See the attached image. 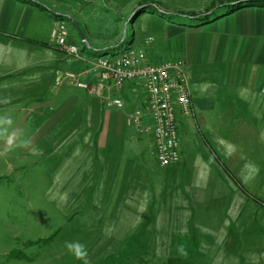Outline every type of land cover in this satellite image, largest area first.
<instances>
[{
  "label": "rangeland",
  "instance_id": "1",
  "mask_svg": "<svg viewBox=\"0 0 264 264\" xmlns=\"http://www.w3.org/2000/svg\"><path fill=\"white\" fill-rule=\"evenodd\" d=\"M24 1L42 15L29 17L23 37L9 35L27 45L23 53L0 42V264H264V171L158 167L150 137L127 125L140 107L137 86L125 84L112 95L123 103L117 110L85 90L51 87L56 64L42 60L60 51L58 71L91 76L98 59L128 46L144 49L151 60L172 59L161 45L185 49L186 38L232 15L201 22L174 20L172 13H202L214 1L232 0ZM56 25L77 56L49 46ZM72 97L76 106L67 102ZM183 119L180 148L188 164L192 153L209 162L193 121ZM177 182L190 185L187 195L175 190Z\"/></svg>",
  "mask_w": 264,
  "mask_h": 264
},
{
  "label": "crops",
  "instance_id": "2",
  "mask_svg": "<svg viewBox=\"0 0 264 264\" xmlns=\"http://www.w3.org/2000/svg\"><path fill=\"white\" fill-rule=\"evenodd\" d=\"M30 1L37 3L35 0ZM244 5L230 13L232 15L227 20L209 28L210 31H203L191 39L186 38L183 41L185 45H182L185 49L183 47L178 51L174 50L172 44L161 45L162 48H166L167 52L163 53L167 57L186 63L188 82L191 69H195L196 74H191L195 81L194 96L189 86L193 102V117L183 120L193 121L192 129L200 133L212 155L209 163L200 155L192 153V163L188 164L190 159L186 156V151L184 155L181 149V163L169 168H182L184 173L185 169L209 172L213 168L215 171L221 169L229 172L233 170L264 171V5L253 3ZM33 14L42 15L39 8L24 0H0V42L18 48L23 53V47L27 45L16 41L18 38L16 36L23 37L22 34L24 35L28 27V19ZM9 35L16 38H10ZM49 46L55 47L51 37ZM58 52L57 57L46 56L42 59L46 61L48 58V62L53 59L56 67L59 64V69L56 67L52 69L53 73L61 70L60 67H62L63 55L60 51ZM31 55L32 53L27 52L25 58L30 61ZM147 57L149 60L154 59L148 53ZM56 58H59L57 62ZM70 66L76 67L74 64ZM66 67H69L68 63L64 64V69ZM6 72L9 73L11 70ZM53 73L51 87L54 82ZM91 76L88 74L82 78L88 79ZM128 85L130 87L134 85L140 89L137 83H128ZM133 96L140 104L139 106L143 107L145 101L141 89L140 97L137 92L133 93ZM105 97L107 98L104 95L101 99H97L104 104L107 101ZM67 102L70 103L69 106H76L79 99L72 97ZM205 128L207 131L211 130L209 132L214 138V147L202 132ZM137 136L144 137L138 134ZM179 173L182 174V172ZM185 184L188 183L177 182L175 190L185 192ZM189 187L188 184L187 189ZM198 187L202 191L206 189L202 184ZM189 192L197 195L195 194L197 191L189 190ZM184 194L187 195V192Z\"/></svg>",
  "mask_w": 264,
  "mask_h": 264
},
{
  "label": "built area",
  "instance_id": "3",
  "mask_svg": "<svg viewBox=\"0 0 264 264\" xmlns=\"http://www.w3.org/2000/svg\"><path fill=\"white\" fill-rule=\"evenodd\" d=\"M58 25L50 34L55 46L64 47L65 38ZM151 38L143 41L148 47ZM69 55L77 56L78 49L65 46ZM86 74L55 71L54 87L63 84L105 97L108 106L123 109V103L112 95L125 84L137 83L144 96L143 107L135 108L127 124L138 135L150 137V151L160 168L181 163L179 118L193 117V102L189 91L186 63L182 60L151 61L146 51L128 46L123 51L98 59L92 70L95 85L81 80ZM66 83V84H65Z\"/></svg>",
  "mask_w": 264,
  "mask_h": 264
},
{
  "label": "trees",
  "instance_id": "4",
  "mask_svg": "<svg viewBox=\"0 0 264 264\" xmlns=\"http://www.w3.org/2000/svg\"><path fill=\"white\" fill-rule=\"evenodd\" d=\"M256 4V5H264V0H234V1H229V2H221V1H214L210 5V9L198 13V12H190V13H172L170 16L173 17L174 20H188V21H201V22H208L212 18L218 17L219 15L221 16H226L228 13H233L241 7L243 4ZM141 5H148V10L152 11V13H155L157 15H164L156 4L152 3H142ZM219 13H215V11L219 10ZM211 14V15H210Z\"/></svg>",
  "mask_w": 264,
  "mask_h": 264
}]
</instances>
